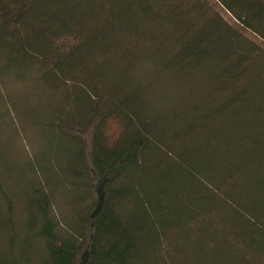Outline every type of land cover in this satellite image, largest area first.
<instances>
[{"label":"trees","instance_id":"16d2710c","mask_svg":"<svg viewBox=\"0 0 264 264\" xmlns=\"http://www.w3.org/2000/svg\"><path fill=\"white\" fill-rule=\"evenodd\" d=\"M138 68L170 88L204 79L193 114L161 126ZM26 113L66 141V160L35 166L76 172L70 220L59 233L44 194L18 228L3 178L0 264H264V0H0V135ZM210 119L232 151L200 164L184 143ZM150 171L161 184L148 189Z\"/></svg>","mask_w":264,"mask_h":264},{"label":"rangeland","instance_id":"374dc122","mask_svg":"<svg viewBox=\"0 0 264 264\" xmlns=\"http://www.w3.org/2000/svg\"><path fill=\"white\" fill-rule=\"evenodd\" d=\"M129 78L137 79L142 83L140 92L146 99L149 113L165 129H168L174 123L177 119L176 117L183 110L186 111V115L183 117H190L194 108L190 96L197 94L198 97H202L205 90L204 79L200 80L201 83L196 81L194 85L189 77L185 75L182 77L184 78L183 82L170 88L168 84L160 81L155 70H146L144 68H138ZM33 82L28 79L25 84L26 88L31 90V95L36 93L38 89L36 83ZM6 84L4 93L7 94L9 92L10 95L17 96L16 98L18 99L21 82L9 79ZM40 91L38 92L42 94V91ZM22 108H25V106ZM43 108L42 104L33 105L32 109L36 114V116L34 114L35 121H39L40 118L38 119L37 117L42 115L41 111ZM24 111H27V109ZM27 115L29 114L26 113L25 121L22 120L21 122L11 116L7 128L0 135V143L6 147L8 154H6V159L5 157H0V184H2L1 181L4 178L3 182L8 186V188H5V195H3L4 199H6L5 209L11 211L19 228L29 218L30 209L34 208L35 205L33 204L39 200V197L44 194L48 195L51 200V213L58 223L56 230L61 234H65L70 220L67 196L71 194V187L75 184L76 172H70L64 163L57 164L52 162L50 170L46 173L49 179H46L47 177L41 172L40 167L35 166L38 162L40 164L43 163V154L41 155V153L49 154L50 157L54 158V162H63L66 160V141L61 135L56 133L45 132V135H43L28 120L29 117ZM197 117H200V111H195L193 118ZM227 133H229V128ZM222 134L218 130L216 120L210 119L208 122H201L194 136L187 140L188 142L186 141L187 144L184 143V152L191 155V160L199 161L200 164L203 162L213 163L218 154H228L232 151V146L230 145L231 134L230 136L227 134L226 139L220 137L223 136ZM83 138L87 139V135ZM153 173H149V176L147 174L145 182H142L148 189L161 184L159 180L153 179ZM77 174L79 173L77 172ZM183 198L185 197H181V199ZM202 204H205L207 208H212V211L205 216L209 215L210 219L215 220L216 211L213 209L216 204L211 202H203ZM2 230L4 229L2 228ZM3 236L4 232L0 230V253L6 250L4 246L5 240H3L4 242L1 240ZM31 239L35 244L39 243L42 245V238L38 240L37 232L31 233Z\"/></svg>","mask_w":264,"mask_h":264}]
</instances>
